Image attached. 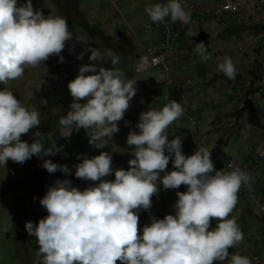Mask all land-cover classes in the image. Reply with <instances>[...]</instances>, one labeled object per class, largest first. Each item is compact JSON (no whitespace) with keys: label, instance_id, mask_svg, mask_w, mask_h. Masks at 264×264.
Wrapping results in <instances>:
<instances>
[{"label":"clouds","instance_id":"obj_1","mask_svg":"<svg viewBox=\"0 0 264 264\" xmlns=\"http://www.w3.org/2000/svg\"><path fill=\"white\" fill-rule=\"evenodd\" d=\"M145 12L154 23L169 17L182 26L191 22L182 0L156 2L147 5ZM72 38L64 16H45L33 7L32 0L22 5L17 0H0V84L4 85L0 89V166L5 168L8 160L23 164L33 156L63 151L55 141L45 149L38 130L40 110L23 104L10 82L22 79L27 68H37L51 56L63 63L61 53ZM195 51L202 60L211 59L203 41L196 43ZM86 52H90L91 63L82 64L68 83L73 99L66 116L59 120L60 135L67 138L73 130L83 128L89 144L102 149L119 131L118 122L137 92L136 79H127L117 67L118 55L89 46L77 59L83 60ZM105 60H110L111 67L101 66ZM143 63H148L147 58ZM216 71L234 80L238 70L233 59L225 56ZM183 113L182 105L174 100L161 109L149 106L142 111L136 125L139 131H130L126 139L134 146L133 158L127 169H115L114 180L104 179L113 172L112 156L101 151L92 158L84 156L74 166L77 178L98 183L80 190L65 178L48 188L40 199L47 216L37 224L25 223L27 233L38 243L37 264H252L249 256L229 252L244 239L237 217L231 214L239 190L250 186L251 177L240 167L217 170L211 159L214 152L206 145L186 156L182 136L173 134L169 140L167 131ZM29 133L32 143L22 139ZM170 160L173 170L167 171ZM42 166L49 173L60 171L67 176L71 172L67 165L51 159H44ZM161 183L165 190L182 184L187 190L177 191L174 215L150 217L141 234L138 213L151 209V198ZM10 227L4 224L3 231Z\"/></svg>","mask_w":264,"mask_h":264},{"label":"rangeland","instance_id":"obj_2","mask_svg":"<svg viewBox=\"0 0 264 264\" xmlns=\"http://www.w3.org/2000/svg\"><path fill=\"white\" fill-rule=\"evenodd\" d=\"M64 1L65 0H32L33 7L41 9L45 16L50 13L64 16L67 19L69 29L73 33V38L66 42V46L61 53L64 57V62H59V58L57 56H51L48 60L44 61V63L42 62L37 68H27L22 79L10 82L14 95H16L23 104L30 105L40 110L41 124L38 130L41 132L40 139L43 140L45 149L50 146L51 141H55L57 146H63V151L48 157L38 158L33 156L23 164H18L12 160H8L5 168L0 166V264H37L38 259H40L37 255L39 251L38 243L35 236H30L27 233L25 223L27 221H32L34 224H37L40 219L47 216V210L41 206L40 199L46 194L48 188L54 185V182L57 179L63 180L67 178L72 182L73 186L80 188V190H84L85 188L98 183L79 179L75 176L74 166L82 162L84 156L92 158L93 156L99 155L101 151H107L111 154L113 172L111 175L104 178L107 180H114L115 169H127L129 167V159L133 158L132 149L134 146H129L126 143V139L130 131H139V129L136 128L137 123L125 120L124 123H127L121 126L118 125L119 131L113 134L112 138L102 149L89 144L88 134L83 128L73 130L71 135L67 138L60 135V129L62 126L59 124V120L61 117L66 116L73 99L68 89V83L77 76L79 67L82 65H79V63L84 60L85 63L83 64L91 63L89 60L90 52H86L84 54L83 60L77 59L78 54L81 53L82 49L89 46L99 49L102 53L107 52L108 49L110 50V48L105 45V42L101 39V37L95 35V33L89 29L93 20L91 18V14H88V12L92 7H84L86 4L90 3L85 2V0ZM137 1L139 2V0ZM90 2H93L95 7H99L93 0H90ZM157 2H163V0H158ZM24 3L25 0H17L18 5H22ZM106 3L109 8L111 7L115 9L118 13L117 15L122 18L120 12L123 15L125 7L122 6L121 2L115 3L114 0H106ZM140 4L147 5L148 2L147 0H141ZM80 16L83 17V21ZM78 22H90V24L88 26H84ZM151 24L154 25L152 22ZM246 28H249V30L251 29V33L254 36L261 35L264 33V20L260 18L258 24L255 26H246ZM97 30H99L98 33L108 37V35L100 31V29ZM132 36L139 44L136 46V51L140 49L141 43L143 46L148 44L145 29L143 27L132 34ZM259 39L261 40L259 47L263 50V54L261 55L262 62H259L258 66L252 65V70L248 71V73L253 76L254 80H248L247 82H244L243 80L232 81L224 76V74L223 76L220 75L217 78V73H214V78L216 77V85L210 82H205L200 85V88H198L199 81H197L196 88L194 87L195 82L191 83L193 87L185 93V99L189 97L190 104L187 105L182 101H177L185 110L188 109V111L192 114L199 116L200 108H203L210 109L209 113L212 116H217L215 122L216 126H212L210 124V120L207 116V121H199L198 118L196 134L198 139H200L204 145H208L209 142L206 141L208 139H211V141L214 139H220V147L221 145L227 144V136L229 135L230 143L220 152L221 154L225 153L227 157H232L236 153H243L244 145L248 141V125L243 124L242 134L238 135L235 133V129L229 127L228 122L231 118L228 122L227 118L229 116L233 117L237 115L238 117H241V115L237 114V108L239 109L241 107L244 108V110L249 108L251 100L246 96L247 90L252 89V87L260 81L262 77L261 74H264V36L259 37ZM179 41L184 43L181 39H179ZM115 52L116 49L111 47V53L118 55L119 57L125 56L123 53L120 55L119 52ZM256 52L259 54L260 50H256ZM236 54L238 53L232 52L227 56H230L236 66H238L237 59L239 56ZM242 55L245 57L249 56L247 51H244ZM193 58L194 57H191L189 61ZM246 60H248V58H246ZM218 61L222 62L221 60H217L213 67L211 59L204 62L201 59L199 63H202V67L199 68V71H204V73L216 72L215 68ZM101 66L111 67L110 60H105ZM122 66L125 70H132L136 72L135 67L131 69L126 65ZM122 66L119 68L123 70L124 68ZM190 66H194L193 61H191ZM244 67L245 66L243 65L239 67L241 72L244 71ZM239 69L237 70L239 71ZM240 76H242V74L237 72L236 77L241 78ZM263 82H259V85H261V91L264 87ZM244 83H246V85L243 87ZM3 87L4 85L0 84V89ZM242 87L243 89L240 91ZM252 90L260 91V88L255 87ZM206 93H208L211 97L205 98ZM240 93L241 96L236 100L237 94L239 95ZM198 95H200V100ZM158 98L159 99L156 102V105L151 108L161 109L168 103L164 95H161ZM244 99H246V101ZM175 100L181 99L176 98L174 101ZM234 100L237 101L238 106L234 110L233 114H230L231 108L235 106ZM171 101H173V99H171ZM84 102L85 101H81V103ZM141 108L142 112L143 108L148 109L149 106L144 105L141 106ZM244 115L255 116L253 110H247ZM177 121L180 122L174 121L175 123L173 122L167 130L169 135H171L170 140L174 138L172 136L173 134L182 136V151L186 156L191 155V153L195 151V148L189 136V123L184 118ZM223 126L225 128H223ZM33 131H37V129H33ZM200 131H203L204 133H200ZM220 131L222 134H220ZM223 137H225V139ZM22 139L29 143L33 142L31 133L23 135ZM254 147H256V144H254ZM216 150L218 151V149ZM44 159H51L56 164H65L71 169V172L67 174V176L60 171L49 173L42 166ZM215 163L216 162H214V165L216 166L217 164ZM219 169L228 171V169L224 166H219ZM171 170H173V165L170 160L167 171ZM163 174L164 173H161V176ZM158 187V193L151 198V209H142L138 213V231L141 234L144 225L151 222L150 217L155 216L156 218L162 219L167 214L174 215V205L178 200L176 195L177 191L182 192L187 190V186L183 184L178 189L165 190L162 183L159 184ZM245 193L247 194L248 192L242 186L238 195L243 197ZM248 204H243L242 202L240 204L238 200V203L231 214V216L237 217V223L244 234V239L235 247L230 248L229 252L230 254L238 252L241 255L249 256L251 259V254L254 250H256V248L262 255H264V240H262L263 243L260 244V242L254 238L258 232L264 233V223L261 220L262 218L256 214ZM216 223L217 221L213 219L211 221L212 227H215ZM4 224L11 226L8 232L3 231ZM223 264H228V262L225 261ZM252 264L256 263L252 261Z\"/></svg>","mask_w":264,"mask_h":264},{"label":"crops","instance_id":"obj_3","mask_svg":"<svg viewBox=\"0 0 264 264\" xmlns=\"http://www.w3.org/2000/svg\"><path fill=\"white\" fill-rule=\"evenodd\" d=\"M93 1L95 4L97 3L99 7H95L93 5V2H90V0L88 1L85 0V2H89L91 5L86 4L84 7V8L92 7L91 10L88 12V14H91V18L93 20L92 23L91 24L90 22L89 23L78 22V23L83 24L84 26H88L90 24L89 29H91L95 33V35L100 36L101 39L105 42V45L110 48V50L108 49L109 51L107 50V52H104L105 54L111 52V47L116 49V52H119L120 55H122V53L125 54V56L123 57L120 56L121 59L120 64H118L117 67L126 65L131 69H133L134 67L136 69V72H134L132 70H125V68L122 66L124 68L123 71L125 72L127 79H136L137 92L136 95L130 101V106L128 110L125 112L123 119L119 121L118 123L119 126L127 123V122L124 123L125 120H127L128 122L138 123L139 115L142 110L141 106L147 105L153 107L154 105H156V102L159 99L158 97H160L161 95H164V97H166L168 90L171 91L170 92L171 99L173 100L176 98L181 99L175 101H182L187 105H189L190 98L187 97L185 99V93L193 87L191 83L195 82L194 87L197 88L196 82L199 81L198 88H200V85L205 82H210L212 84H215L216 77L218 78L220 75L223 76V73L220 74L217 71L211 73H204V71H199V68L202 67V63H199L201 59L200 57L197 56H193L194 58L191 60L194 63L193 67L190 66L191 61L189 60H184V62L181 63L179 62L175 63L174 73L173 75L168 77H166V74L163 73L161 69L152 68L150 66L146 54V49L149 45H153L156 48H159L162 45L164 41V29H163V25L160 22L154 23L149 19L147 13L145 12V7L147 5L156 3L158 0H147L148 2L147 5H141L140 4L141 0H139V2L137 0H114L115 3L121 2L122 6L125 7V10L123 11V15L120 12L122 18H120L117 15L118 13L115 9L111 7L109 8V6L106 3V0H93ZM194 1H199V0H194ZM247 1H248L247 2L248 6L247 9L245 10L249 11L252 3L258 0H247ZM64 2H66V0ZM163 2H166V0H163ZM96 9H100V10H96ZM80 18H82L83 21V17L80 16ZM260 18L264 20V11L260 14ZM166 20L172 22L170 17L166 18ZM151 22L154 23V26L153 29H151V31H148L146 29L145 23H151ZM176 23L178 24V27L183 31L180 39L183 42L185 39H189L192 49H195L196 43H199L200 41L206 43V46H208V49H210L212 52L221 51L222 49L227 48L225 53H217L214 57L211 58L213 67H214V63L217 60L223 61V58L228 54H231L232 52L238 53L236 54L239 56L237 59V63H238L237 69H239V67H241L242 65L245 67H244V71L241 72L240 69L239 71H237L240 74H242V76H240L241 78L235 77L234 80L231 79L232 81L243 80L244 82H247L248 80L249 81L254 80L253 76H251L250 73H248V71L252 70L251 68L252 65L258 66V63L262 62L261 55L263 54V50L260 49L259 47L261 41L259 37L264 36V33H262L261 35L254 36L251 33V29L249 30V28L246 27H239L235 25L234 22H231L228 19L201 20L196 27H191L189 26V24L182 26L178 21ZM142 27L145 29L148 44L146 46H143L141 43L142 47L140 46V49L136 51V46H138L139 44L136 40H134L132 34L137 32V30H140ZM97 29H100V31L107 34L108 37H105V35L98 33L99 30ZM232 36H236L237 37L236 40H232L231 38ZM179 45L180 47H182L183 43L179 41ZM239 46H241L244 49L241 51L236 50V48ZM256 50H260V53L257 54ZM244 51L248 52L249 55L248 57L242 55ZM143 58H147L148 60L147 64L143 63ZM246 58H248V60H246ZM219 62L220 61H218V63ZM83 63H85V60L79 63V65ZM214 73H217L216 74L217 76L215 78H214L215 76ZM261 75L262 77L260 81L263 82L264 74L262 73ZM187 78L190 79V85H187L185 83V80ZM259 82L256 85H254L252 89L256 87V88H260L261 91V85H259ZM245 85L246 83H244L243 87ZM243 87L240 89V91L243 89ZM260 91H255V93L249 95V99L251 100V103L249 104V108L246 109L243 113L241 112L243 111V108L242 110H239L241 107L239 109L237 108L238 103L236 100L241 96V93L239 95L237 94L236 100H234L235 106L231 108L230 114H233L234 110L237 108V114L241 115V117H238V115L236 114L237 116H233V117L229 116L227 118L228 120L226 119L228 122L230 118L232 119L234 117H237L239 121V125L236 128H232L235 129L236 134L241 135L242 132L240 130H243V126L241 125L247 124L246 122H249L248 120L249 116L244 115L247 110H253L256 116L264 112V93L262 91L260 93ZM206 94H205V98L211 97L209 94L208 95ZM198 97L200 100V95H198ZM188 99H189V103H188ZM146 110H147L146 108H143V111ZM209 110L210 109L200 108L199 116L197 115L199 121L200 120L207 121V117H208V119L210 120V124L212 126H216L215 122L217 116L216 115L212 116L209 113ZM231 119L228 122L229 127H230ZM175 122H180V121H175ZM223 128L225 127L223 126ZM200 133H204V132L200 131ZM220 134H222L221 131ZM227 137H228V142L226 145H221L220 147L221 144V142H219L220 139L218 140L214 139L212 141L211 139H208L206 141L209 143L208 145H206V147L212 148L211 152H216L217 150L215 147L217 143L221 151L225 146H227L230 143L229 135ZM170 138L171 135H169V140ZM223 138L225 139V137ZM243 151H244L243 153H236L234 156L244 158L247 153L245 149ZM215 168L217 170H220L218 166H215Z\"/></svg>","mask_w":264,"mask_h":264},{"label":"built area","instance_id":"obj_4","mask_svg":"<svg viewBox=\"0 0 264 264\" xmlns=\"http://www.w3.org/2000/svg\"><path fill=\"white\" fill-rule=\"evenodd\" d=\"M247 0H182L185 9L191 15V22L189 26L196 27L201 20H220L228 19L234 22L239 27L255 26L260 21V14L264 11V0H258L252 3L250 10L247 11ZM164 29V41L160 48L149 45L146 49V54L152 68H159L166 74V77L173 75L175 63L184 62L193 56L200 57L195 49L191 48L190 40L185 39L183 46L178 45L179 39L183 31L178 27L177 23L169 22L166 19L160 22ZM154 25L146 23V29L151 31ZM236 40V36L231 37ZM227 48L221 51L212 52L211 58L217 53H225ZM241 46L236 50H242ZM203 62L205 60H202ZM187 85H190V79L185 80ZM183 86V85H182ZM264 93V88L262 89ZM167 102H170V91L166 94ZM246 101V99H244ZM242 110V108H240ZM241 111L242 113L244 112ZM255 114V112H254ZM186 119L189 123V136L192 140L195 150L198 146H205L204 143L198 139L196 134V127L198 124V116L192 114L184 109L183 115L178 119ZM249 122H246L249 128L248 141L244 145L246 156L242 157H227L225 153L221 154L220 151L211 153V159L216 166H224L228 171L240 167L248 172L251 177L250 186H243L247 190L243 197L239 196V202L248 204L252 210L262 218L264 223V112L256 116H249ZM177 121V120H176ZM239 125L237 117L231 119L230 127L236 128ZM243 126V124L241 125ZM241 132L243 130H240ZM256 144V147H254ZM219 145L216 143V148ZM256 162V163H255ZM258 241L264 238L263 233H257L254 237ZM253 238V239H254ZM251 259L256 264H264V256L254 250L251 254Z\"/></svg>","mask_w":264,"mask_h":264},{"label":"trees","instance_id":"obj_5","mask_svg":"<svg viewBox=\"0 0 264 264\" xmlns=\"http://www.w3.org/2000/svg\"><path fill=\"white\" fill-rule=\"evenodd\" d=\"M253 93H255V90H247L246 96L249 97V95Z\"/></svg>","mask_w":264,"mask_h":264}]
</instances>
